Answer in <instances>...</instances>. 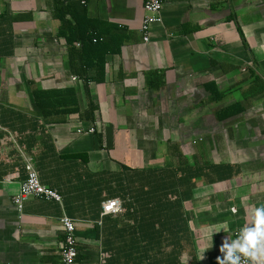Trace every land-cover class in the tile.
<instances>
[{
	"label": "crops",
	"instance_id": "crops-1",
	"mask_svg": "<svg viewBox=\"0 0 264 264\" xmlns=\"http://www.w3.org/2000/svg\"><path fill=\"white\" fill-rule=\"evenodd\" d=\"M144 2L0 0V264H61L64 214L76 223V264H117L114 231L100 232L115 216H102V203L125 204L127 185L151 167L190 226L178 264H218L223 239L254 226L251 213L264 203V0H164L149 42ZM80 5L126 35L107 56L106 79L89 90L59 35L60 19L76 23ZM154 70L164 74L155 89L146 82ZM65 88L77 90L80 111L41 115L34 91ZM27 162L61 202L32 195L17 209Z\"/></svg>",
	"mask_w": 264,
	"mask_h": 264
},
{
	"label": "trees",
	"instance_id": "trees-1",
	"mask_svg": "<svg viewBox=\"0 0 264 264\" xmlns=\"http://www.w3.org/2000/svg\"><path fill=\"white\" fill-rule=\"evenodd\" d=\"M69 7L71 11L75 5L70 4ZM72 12L77 15L76 23L60 19L59 35L65 37L69 46L71 70L83 80L84 89L89 90L90 82H102L106 79L107 56L121 52L126 35L121 33L123 29L117 25L116 29L110 32L111 28L105 29L104 25L100 26L96 21L89 20L85 5H80V8ZM85 19L87 22L82 21ZM76 43H79V46ZM163 77V72H147L148 87H161ZM34 94L41 115L80 111L79 100L77 103L78 93L74 88L41 89L35 90ZM229 108L222 109L220 115L228 118L231 114ZM149 170L150 172H144V176L141 175L142 179L138 177V180H133L127 185L125 211L116 215L110 225L100 227L101 233H104L106 228V232L109 229L114 231L109 238L110 243L116 244L117 248L112 249L110 259L117 264L122 260L127 264H178L183 248H188L187 232L190 226L186 220L178 219L180 214L177 212L176 200L174 203L168 198L165 190L164 194H161L160 188L156 187L159 182L158 167H151ZM166 233L169 235L165 236ZM166 238H170L169 244L173 247L169 251ZM105 244L109 249L107 241Z\"/></svg>",
	"mask_w": 264,
	"mask_h": 264
},
{
	"label": "built area",
	"instance_id": "built-area-1",
	"mask_svg": "<svg viewBox=\"0 0 264 264\" xmlns=\"http://www.w3.org/2000/svg\"><path fill=\"white\" fill-rule=\"evenodd\" d=\"M163 1L164 0H145L144 2L145 16L140 26V32L145 42L150 41V35L154 25L162 23L163 21ZM89 131L93 132L94 128L89 129ZM26 170L27 178L13 197L14 204L20 212L23 210L26 200L32 195L61 202V195L57 190L48 188L42 184L39 173L31 162H27ZM102 207V216H116L124 212L123 200L119 197L107 199L102 203ZM61 224L65 233V240L61 249V264H76L78 249L75 220L64 214L61 218ZM240 255L241 261H245V256L243 254ZM229 264H231L230 261ZM247 264H250L249 260Z\"/></svg>",
	"mask_w": 264,
	"mask_h": 264
},
{
	"label": "clouds",
	"instance_id": "clouds-1",
	"mask_svg": "<svg viewBox=\"0 0 264 264\" xmlns=\"http://www.w3.org/2000/svg\"><path fill=\"white\" fill-rule=\"evenodd\" d=\"M235 212L236 209L234 208ZM250 221L254 226L249 227L248 221L241 226L232 243H228V239L224 238L220 246L221 252H226L223 259L218 256L216 259L218 264H247L250 259L257 264H264V203L255 207L251 213ZM246 258L241 261V255Z\"/></svg>",
	"mask_w": 264,
	"mask_h": 264
},
{
	"label": "rangeland",
	"instance_id": "rangeland-1",
	"mask_svg": "<svg viewBox=\"0 0 264 264\" xmlns=\"http://www.w3.org/2000/svg\"><path fill=\"white\" fill-rule=\"evenodd\" d=\"M188 102V101H187ZM171 117H173V118H175V116H171ZM168 129H166V130H169L170 132H172L173 130H174V128H176V126L174 127V125L173 124H171V125H169L168 127H167ZM154 132V129H153V126L152 125H149V126H147V127H144V136H151V133H153ZM181 132L183 133L182 135H184V137H186V138H189V140H190V131L188 130V129H186V127H183V128H181ZM185 141H186V139H185ZM138 168L139 167H133V169L135 170V171H138ZM147 168L148 167H144V169L147 171ZM139 173H141V172H139ZM124 211H125V208H124Z\"/></svg>",
	"mask_w": 264,
	"mask_h": 264
}]
</instances>
